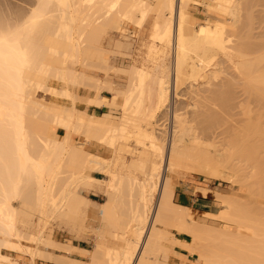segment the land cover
<instances>
[{
    "label": "bare ground",
    "instance_id": "bare-ground-1",
    "mask_svg": "<svg viewBox=\"0 0 264 264\" xmlns=\"http://www.w3.org/2000/svg\"><path fill=\"white\" fill-rule=\"evenodd\" d=\"M246 2L34 0L29 10L17 8L12 17L0 11V264L16 263L2 248L64 264H131L158 197L138 264H171V257L187 263L188 256L175 251L170 229L192 237L184 245L202 264H264L262 213L253 214L233 194L237 192L225 194L200 186L198 193H215L220 206L196 218L191 207L174 201L176 182L171 177L185 171L236 183V165L230 161L238 150L241 156L245 144L251 146L246 153L252 151L264 162L257 149L263 145L258 143L264 140V119L259 127L249 117L227 116L234 123L226 127L219 117L239 107V115L248 114L252 98L264 101V53L258 61L241 47L253 33L244 30ZM194 5L203 7L205 15ZM252 10L248 8L251 16L246 24L251 27ZM127 21L136 23L144 35L141 54L135 53V30L129 31ZM111 29L123 37L116 47L130 56L126 65L116 67L127 75L126 83L118 87L87 75L84 69L90 58H100L103 49L98 51L96 43ZM53 78L63 84L61 88L50 84ZM82 80L92 84L95 98L103 97L104 88L120 94L122 101L113 103L122 117L88 112L95 98L74 91L75 83ZM184 88L191 98L184 96ZM51 93L69 103L60 104V98L59 103L51 101ZM79 101L85 102L84 108L77 107ZM159 113L170 114L169 131L162 130L163 134L153 124ZM187 115L206 125L204 133ZM96 144L109 146L112 156L86 148ZM257 170L262 184L264 164ZM94 187L105 192V202L91 204L83 194V189ZM125 205L128 214L124 211L123 217ZM96 209L103 226L116 230L97 233L100 239L94 250L58 241L48 231L58 220L80 224L79 219ZM219 220L227 227H221ZM248 239L262 245L254 247ZM118 240L121 247L108 243ZM244 240L246 247L241 244ZM56 250L87 253L90 260L62 256Z\"/></svg>",
    "mask_w": 264,
    "mask_h": 264
},
{
    "label": "rangeland",
    "instance_id": "rangeland-1",
    "mask_svg": "<svg viewBox=\"0 0 264 264\" xmlns=\"http://www.w3.org/2000/svg\"><path fill=\"white\" fill-rule=\"evenodd\" d=\"M148 1H150V0H148ZM246 1H247L246 2L247 6H246L245 10H243L244 22H245V26H246V28H244V30L246 29L245 31H248L250 29L251 31H253V33L249 30V33L251 32L250 35H249L250 39H247L246 43L244 42L245 44H242L243 46L241 45V47H243L247 51H250L253 54V56L259 61L261 59V57L263 56V53H264V47H263L264 46V2L259 1V0H246ZM252 2H253L254 5L252 4ZM33 5H34V0H0V11L4 12V14H3L4 16L12 17V13L16 12L19 8H22V6H23L22 9L26 8L27 10H29ZM18 6H20V7H18ZM194 7L197 8V10H195L196 12L204 14V13H202V12H204V8L203 7H200V6H197V5H194ZM250 7H252V9H253L252 11H253V14H254L253 18L251 19V22L253 23L252 27H251V24L250 25H246V24H248V20L250 19V16H251L250 11H248V8H250ZM6 9H8V10H6ZM5 12H7L8 15L5 14ZM152 19H153V15L150 17L149 21H151ZM125 25L129 29V31H133L134 32V30H135V32H134L135 34L133 33L134 34L133 35L134 36L133 39H134L135 49H136L135 53L136 54H138V53L141 54V50L140 49L143 48L142 47V44H143L142 39H143L144 35L138 31V29L136 28V23L127 21V22H125ZM248 26H249V28H248ZM252 35L254 37H252ZM261 35L263 36V38H262ZM121 36H122L121 33L117 32L116 30L111 29L110 31L107 32V34L104 32L103 35L101 36V38L99 37V39H100L99 41L100 42L96 43V47H99V48H97V50L98 49H103L105 53L103 54V52H102L103 50L98 52L100 58H102L101 56L103 54L102 62L100 61L99 57H96L95 59L90 58V61L88 60L89 61V66L84 68V69H86L85 72H86L87 75L92 76L94 78L106 79L108 81H111L113 83V85H115L113 87H118L120 85L122 86L123 84L126 83V81H127L126 80V78H127L126 77L127 76L126 73H121L120 69H119L120 71L117 72L118 69L116 68V67L119 68V66L121 67V65H126L127 61H129V59H130V56L129 55H128L129 57L127 56V54L129 53L127 50H125L124 48L120 49V48L116 47V41L120 40V39H123V37H121ZM257 38H259V40ZM262 39H263V41H262ZM252 41L254 43H256V44H254ZM259 41H260V43L261 42L262 43L260 44ZM140 57H141V55H140ZM141 62H142V60H141ZM90 63L91 64L95 63V64H94V66H93V64L91 66ZM102 63H104V64H102ZM98 64H100V65H98ZM103 65H106V66L110 65L109 67H112V68L114 67L115 70H114V68H113V70H112V68L109 69L108 66H107V68H108L107 69V68H105L106 66H103ZM100 66H101V68H100ZM50 84L52 86L56 87V88L57 87L61 88V86L63 85L60 81H58V80H56L54 78L50 81ZM91 86H92L91 83H89L88 81L86 82V81L82 80L78 84L75 83L74 91L77 94L85 95L86 97L89 96L91 98H95V96H94L95 89H94V87H91ZM184 89H183V91H184L183 93L186 92L184 96L188 95L189 97L187 96V98H191V93H188L186 88H184ZM238 90H240V89H238ZM230 91H233V89H231ZM101 93H102V95H106L108 97H111V99L115 100L116 102L120 103L122 101V96L120 94H116L115 92H113L111 90H108L106 88H104L101 91ZM57 98H60L59 99L60 102H61L60 104H66V103L68 104L69 103V100L66 101V98L63 97L62 95H59V94H56V93H51L50 96H49V99L51 101L53 100V102L57 101V103H59V100H57ZM183 98L185 99L186 97H183ZM241 98H243V97L241 96ZM103 99H105L104 96L100 97V98H95V100H94L95 102L93 101L92 103H96L97 101H100V100H103ZM190 100L191 99H189V100L186 99V101H190ZM251 100L252 101H251V104H250V108H249L248 114H243L242 113V115H239L238 112L241 110L240 107H239L240 110L238 108H237V110H233L231 112L229 110H227L225 112H222L224 114L221 113L219 115L220 120H221L222 117L224 118V120L222 118V121H220V122L221 123L225 122L226 127H228V126L230 127L231 125H233L234 121H232V123H231V120H233V119L230 120V118L228 119V117H231V116L232 117L235 116L236 118L237 117H240V118H248L249 117L255 123H257V125L259 127H262L263 126L262 121L264 119V101L261 98H259V97L258 98H252ZM172 102L174 103L173 96H172ZM110 105H113V106L119 108V110H116L115 114L111 115V117L114 118V119H120L122 117V111H121L120 107L117 104H114L113 102H110ZM77 107L78 108H84L85 107V102L79 101L77 103ZM234 112H237V114L234 115L233 114ZM242 112H244V110ZM187 117L189 118V120H193L194 124H195V121H196V126H198L199 132L204 133V131L206 129L205 128L206 125L204 123L199 122V119H194L190 115H187ZM225 119L227 120V122H226ZM252 120H251V122H252ZM193 122H191V123H193ZM139 123L145 124V122L143 123L142 120ZM153 124H154V127H156V128L158 127L157 130H158V132H162L161 134H163L165 131H169L168 128H170V114L165 113V115H164V113H159V115L155 119V123H153ZM63 132H64V130H62V129L59 130L60 134H62ZM258 144H263V145H261V147H257V149L261 152L260 154L263 153L262 155H264V148H263L264 147V140L262 139V141L259 142ZM258 144H256V146ZM245 145L244 146H245L246 150L245 151L242 150L243 156L241 154V156L238 157V155L241 153V150L237 151V153L240 152L239 154H237L236 151H235V153H236L234 155L235 158L233 157L232 158L233 161L232 160L230 161V163L233 162L231 166L234 167V165H236L235 166L236 168L235 167L234 168L236 169V172L238 173V177H239V181L238 182L232 183L231 181H226L224 179H217V180L214 179L213 180V179H210L208 177V175H196L195 176V174H193V173L183 171L182 174L171 175V177L176 182L175 188H178V190H180V189H182L180 187V185H185L187 183L197 182V181L200 180L201 182H197V184L199 183L198 186H197V190H198V187L202 186V187H204L206 189L208 188L207 190L210 189V190H214L216 192L225 193V194H231L233 192H237V193H233V194H236L238 198L241 197L240 198L241 201L245 203V206L247 208H249L251 211L253 210V212H254L253 214L257 213L256 215L259 214V216H260V214L262 213L260 217H263L262 215H264L263 214L264 210H262V209H264V182H263V180H261L262 184H260L261 182H258L260 180V178L262 179V177H261L262 174H260L259 170H257V169H260V167L262 166V164H264V162L258 161V159L254 158V156H252V151H249L248 153H246L248 150H250L249 148L251 146L249 147L248 144H245ZM247 147H249V148H247ZM86 148L89 149V150H93L94 152L100 154L103 157H107L108 158V157L112 156L111 148L109 146H107V145H104V144H96V146L94 148H91V146L86 145ZM257 149L256 150L254 149V151H257ZM255 153H256V155L259 154L258 152H255ZM127 154H128V156L131 155L130 152H128ZM248 156L251 159L248 158ZM252 158L256 159V160H253ZM257 162H262V163L258 164ZM256 167H257V169H255ZM236 172L234 171L235 174H236ZM254 172H257L256 173L257 176H256V174ZM254 176H255V178H253ZM263 176H264V173H263ZM98 177L103 178L104 176L103 175H98ZM240 177H242V178H240ZM257 179H259V180H257ZM244 180H245V182H244ZM260 186H262V187H260ZM82 192H83L84 195H86L87 197H89L92 200L93 203H91V204H95L94 202H96V203L105 202L107 200V196H106L105 192L103 190H101L100 188H98V187H94V188H92L90 190L89 189H83ZM209 196H212L213 198H215V200L217 202V208L215 209V211H218L219 210V206H220V202H219V200L216 199L215 193H211ZM92 198L97 199L98 201H96V200H94ZM158 199H159V197L156 199L155 203L153 204L152 210H151V212L149 214L150 218L148 219L147 227H146V229H145V231L143 233L144 235H142L143 239L141 238V240H140L141 242L138 245L139 247H137L138 249L135 252V256H133V261L131 262V264H138V260L140 258V255H141L143 249H144L143 248L144 242L146 241L149 229L151 228V224H150L151 222L150 221L154 217V214H155L154 212L156 210V205H157ZM174 201L175 202H180L179 198L177 197V194L174 195ZM126 206L127 205H125V207ZM250 206H252V207H250ZM125 207H123L125 210L123 209L122 211L123 212L125 211L128 214V210H126L127 207L126 208ZM257 208L259 210L261 209L260 213H259V210ZM192 209L194 210L196 218L204 217L205 216L204 212H207V211H199V210H197L195 208H192ZM120 210H121V208H120ZM250 210H248L247 214L250 213L249 212ZM98 211H99L98 209H96V211H94V212H97L96 214H94V212L93 213L90 212V215H88L87 218L83 219L84 222L81 219H79L80 222H81L80 224L78 222L79 220H77L78 223H75L72 220V222L75 223V224H73L71 222L72 225H71L69 220H66V222L64 220H62L63 223H61L62 222L61 221L60 222L61 224H59L60 220H58L57 222H54L52 224V226H50L48 231L49 232L51 231V236L54 239H56L58 241H61V242L69 243V244H71L70 242H72V240H74V239H84V241H85L84 244H86L89 249L94 250L96 248L97 240L100 239L98 237L97 233L100 235L102 230H107V231H108V229L116 230V228H114V227L112 228V227H110V225H108V228L103 226L102 219H101L102 216L100 215V212H98ZM122 211H121V213H122ZM125 212L122 213V214H124V215H122L123 217L127 215V214H125ZM250 214H251V217H254V216H252V213H250ZM219 222H220V226L221 227H227V225H228L225 221H220L219 220ZM233 225L236 226L235 224H233ZM91 226H93L96 230L93 227H91ZM159 226H162V225L159 224ZM147 228H148V230H147ZM261 229H263V227ZM92 230H94V231H92ZM170 231L172 233H178V231L176 229H170ZM179 233H182V232H179ZM191 238L192 237L189 236V239H191ZM252 239H254V238H252ZM261 240H262L261 243L264 245V242H263L264 241V237H261ZM245 241L246 240H244L243 242L241 241V244H244L245 247L248 246L247 245V241H249L248 244H250L252 246L254 245V247H255V244H256V246L262 245L260 243V241L259 242L258 241H252L254 243L251 242V239H248L246 242ZM22 243L24 245L34 246L33 244H31V243H29L27 241H23ZM108 243L113 245V246H115V247H121L123 245V242L120 241V240L115 241V242L108 241ZM244 245H242V246H244ZM252 246H250V247H252ZM2 252L4 254H9L11 259H12V262L16 261L15 264H31V262H33L34 264H48V260H46L44 258H41V257H38V258L36 257L35 259H33L31 254H29L28 252L24 253V252H19V251H9L6 248H2ZM56 252L60 253L61 251L56 250ZM67 252H69V251H67ZM70 252H73V250L70 251ZM80 253L84 256L83 260H85V261H89L90 260L89 259L90 256L87 253H83V252H80ZM150 256L151 257L154 256L153 253H152V255L150 254L149 257ZM151 257H150V261L154 260V259L151 260ZM158 257H159V254H158ZM197 257H198V255H196V256H188L187 257L188 258L187 263L181 262L180 260H175V257H171V259H169V262L171 264H202V262L199 259H197Z\"/></svg>",
    "mask_w": 264,
    "mask_h": 264
},
{
    "label": "crops",
    "instance_id": "crops-1",
    "mask_svg": "<svg viewBox=\"0 0 264 264\" xmlns=\"http://www.w3.org/2000/svg\"><path fill=\"white\" fill-rule=\"evenodd\" d=\"M105 99L97 101L96 103H91L87 110L88 112L96 113L98 115H114L116 110L119 108L110 105V102H114L111 97L103 95ZM59 132V131H58ZM60 134V133H59ZM197 182H201L200 180ZM197 182H190L185 185H180L182 189L178 190L175 188V194L179 198L180 203L188 205L191 208H195L199 211H215L217 208V202L215 198L212 196H203L197 192ZM94 199V198H92ZM98 201L97 199H94ZM215 200V201H214ZM175 243L173 245L175 251L182 253L183 255L190 256L187 247L184 245V242H188L189 236L185 233H174ZM84 239H74L72 242V246H76L79 249H89L86 244H84ZM62 256H68L74 259L83 260L84 256L79 251L73 252H60ZM189 254V255H188ZM48 264H64L55 261H49Z\"/></svg>",
    "mask_w": 264,
    "mask_h": 264
}]
</instances>
